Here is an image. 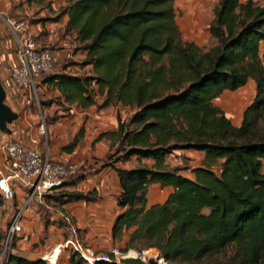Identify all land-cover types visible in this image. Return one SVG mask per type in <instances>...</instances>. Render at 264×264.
<instances>
[{
  "label": "trees",
  "instance_id": "obj_1",
  "mask_svg": "<svg viewBox=\"0 0 264 264\" xmlns=\"http://www.w3.org/2000/svg\"><path fill=\"white\" fill-rule=\"evenodd\" d=\"M173 12V0H67L51 19L65 18V33L74 35L76 49L84 53L74 63L91 72L70 73L64 65L41 81L58 91L60 104L129 109L108 132L112 149L96 159L118 180L120 211L110 234L119 242L126 233L119 252L154 248L165 264H193L232 246L235 264H264V130L258 131L264 125V4L217 0L207 24L214 43L206 49L181 39ZM249 81L253 96L236 126L213 99ZM82 131L63 146L66 154ZM175 151L202 153L191 177L164 163ZM131 157L152 163L115 165ZM82 179H68L44 195L43 204L96 201L95 188L71 189ZM151 183L172 190L162 202L145 206ZM43 263L7 252L0 264ZM84 263L70 253L69 264ZM93 264L143 263L125 258Z\"/></svg>",
  "mask_w": 264,
  "mask_h": 264
},
{
  "label": "rangeland",
  "instance_id": "obj_2",
  "mask_svg": "<svg viewBox=\"0 0 264 264\" xmlns=\"http://www.w3.org/2000/svg\"><path fill=\"white\" fill-rule=\"evenodd\" d=\"M216 2L217 0H173L174 22L178 27L182 40L191 41L203 49L214 43L207 32V24L212 18V10ZM66 3L67 0H0V13L23 19L27 23L28 32L32 34L36 42L52 51L55 60L52 73L63 70L62 66L67 65L65 71L89 74L91 72L89 66H79L74 63L81 61L84 53L76 49L77 43L74 35L65 33L63 29L65 18L60 17L57 21L51 19L55 16L58 9ZM14 49V39L0 20V84L3 90L1 103L9 111L7 118L0 123V141L13 139L27 143L29 139L34 138L38 142L40 149L45 150L52 160H65L68 157L64 158L62 154L63 152L66 153L62 149L63 146H66L76 135L79 128L82 127L80 145L71 157L83 164L84 167L69 180L79 175L84 178L89 177L96 166L92 162V158L85 155L88 150V143L93 139L92 145L93 142L104 135V138L110 139L111 142L112 138L108 135V132H111L109 123L106 121L107 123L103 124V127L97 128L99 123L94 121L93 115L99 108L98 106L80 108L74 104H60L57 101L58 91L44 84L41 79L35 85V98L26 103L22 93L15 90L10 82L4 80L7 74L5 70L8 65L7 58L14 54ZM253 92L252 83L247 82V84L234 92L223 91L213 99V104L223 111L233 125L237 126L240 122L242 111L252 98ZM95 100L99 103L101 98L96 96ZM128 114L129 109L126 107L117 109L116 122L118 116L121 120H124ZM40 124H43L44 133L39 131ZM263 130L264 125H259L258 131ZM96 133L98 137L94 138ZM110 148L112 149V147ZM60 155L63 156L62 159L56 158ZM201 159L202 156L197 153H188L187 155L184 152L175 151L166 157L164 163L168 166H177L182 175L191 177V169L199 165ZM140 163L137 159L131 157L127 161L117 162L115 165L122 168H132ZM145 163L151 164L152 162L148 161ZM261 171L264 172V161ZM85 184V188L90 189L92 182H84L82 185L85 186ZM82 185L77 187L76 184L71 189L74 190L77 187L83 191L84 186ZM109 195H113V191L112 193H105L103 196L105 198ZM102 200L105 201L103 197ZM21 202L20 195H15L10 201H4L0 198V261L7 252L16 254V251L20 250L17 241L22 236L26 234V239L29 240L30 231L33 230V233H35L34 227L30 229L27 226V230H23L24 210L20 220V231L10 241L5 240L4 230L11 215ZM65 222L68 224L70 220L68 219ZM29 241L31 249L39 247L38 245L41 247L43 244V238L39 235L36 239ZM115 243L118 247L120 242ZM54 246L47 249L43 248L45 251L42 256L48 254ZM129 250L136 251V249ZM154 250L159 256L158 251ZM159 258L161 259L160 256ZM237 260L238 256L235 254L233 247L227 246L219 253L205 256L193 264H235ZM159 264H162V262Z\"/></svg>",
  "mask_w": 264,
  "mask_h": 264
},
{
  "label": "built area",
  "instance_id": "obj_3",
  "mask_svg": "<svg viewBox=\"0 0 264 264\" xmlns=\"http://www.w3.org/2000/svg\"><path fill=\"white\" fill-rule=\"evenodd\" d=\"M0 20L14 39V60L8 63L7 81L13 88L21 92L26 103L35 98V85L42 76L53 70L54 56L50 49L41 47L27 30V23L20 18H14L0 13ZM39 131L44 133L43 124ZM81 163L72 159L52 160L45 150H41L38 142L32 138L27 143L8 139L0 141V198L12 200L17 191L20 192L22 206L17 207L11 215L4 237L10 241L21 228V216L25 208L32 202L43 204V196L51 195L55 189L81 170ZM77 190V189H74ZM62 219L67 221L66 216ZM62 248H70L76 252L86 264L95 261H114L125 258L139 260L143 264H165L154 249L140 251L127 250L119 252L117 248L106 252L94 253L74 238L63 240L41 259L46 264H56V258ZM57 250L51 260V254ZM50 255V257H49Z\"/></svg>",
  "mask_w": 264,
  "mask_h": 264
},
{
  "label": "crops",
  "instance_id": "obj_4",
  "mask_svg": "<svg viewBox=\"0 0 264 264\" xmlns=\"http://www.w3.org/2000/svg\"><path fill=\"white\" fill-rule=\"evenodd\" d=\"M253 1H255L259 5L264 4V0ZM260 56L264 66L263 46L260 48ZM13 60L14 54L7 58L8 63L13 62ZM4 80L7 81V75L4 77ZM249 82L253 85L252 81ZM123 108L120 105H109L107 107L98 108L95 112V115H93L95 119L94 121L99 123V126H97V128L103 127V124L108 122L109 127H111L109 128L110 131H114L117 124L115 116L116 110ZM97 135L98 134L96 133L94 138H97ZM104 136L98 138L95 142H93L92 145L91 142L93 139L88 143V150L85 152V155L92 158V162L95 163L96 168L92 171V174L89 177L84 178L77 183L78 187V185H82L84 184V182H92L90 189H96L98 193V199L94 202H69L56 207H49L45 204L32 202L25 208L23 219L24 223L22 224L23 230H27V226L28 228L30 227V229L34 227L35 233H33V230L30 231L31 234H29V240L34 238L36 239V237H38L39 235L43 238V244L41 245V247L40 245H38L39 247L31 249L32 247L30 246V241L26 239L27 235L25 234L17 241V245L20 250L16 251L15 255L23 257L27 260L41 259L42 253L45 251L43 248H50L51 246L56 245L58 242L60 243L61 241L68 238H74L80 241L81 244L89 248L94 253H102L104 251L110 250L111 248L117 247V244L111 239L110 227L115 215L120 211L116 203V197L118 196L120 191L118 180L113 169H111L110 167L102 168L100 162L98 163V161H96V159L102 158L108 152L111 144L110 139H105ZM80 141L77 143L76 148L73 150L72 154H66L64 152L62 153L64 155V158L68 157L65 159L74 160V158H72L71 156L79 147ZM180 152H184L187 155L188 153H197L202 156V153L197 151ZM62 157L63 156L60 155L56 158L62 159ZM148 161L151 160L140 159L139 163H145ZM116 166L119 167L118 165ZM77 187L74 189L82 191ZM85 187L86 184L83 191L90 190L89 188ZM110 189H112L113 195H109L104 198L103 195L105 193H112ZM171 190L172 188L170 186H161L158 183L149 184L145 195V206L162 202L166 198L168 193L171 192ZM17 195H20L19 191H17L16 196ZM102 197L103 199H105V201L102 200ZM21 206L22 202L20 205H18V207ZM63 215L70 220L68 224L64 219H62ZM125 239L126 233L121 238V241H119V246L122 245ZM71 252L72 251L70 248H62V250L59 252V255H57L58 257L56 258V264H69V255Z\"/></svg>",
  "mask_w": 264,
  "mask_h": 264
},
{
  "label": "water",
  "instance_id": "obj_5",
  "mask_svg": "<svg viewBox=\"0 0 264 264\" xmlns=\"http://www.w3.org/2000/svg\"><path fill=\"white\" fill-rule=\"evenodd\" d=\"M2 96H3V90H2V86L0 84V123H2L3 120L6 119L7 116L9 115L8 109L1 103ZM151 264H155V263L152 262Z\"/></svg>",
  "mask_w": 264,
  "mask_h": 264
},
{
  "label": "bare ground",
  "instance_id": "obj_6",
  "mask_svg": "<svg viewBox=\"0 0 264 264\" xmlns=\"http://www.w3.org/2000/svg\"><path fill=\"white\" fill-rule=\"evenodd\" d=\"M56 252H57V250H55L54 253L51 254V257L49 255V257H50L51 260L54 258V255L56 254Z\"/></svg>",
  "mask_w": 264,
  "mask_h": 264
}]
</instances>
